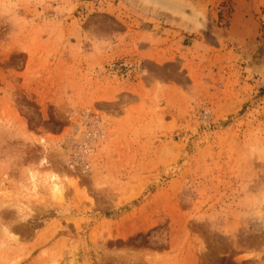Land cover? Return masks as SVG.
Wrapping results in <instances>:
<instances>
[{
  "label": "rangeland",
  "instance_id": "rangeland-1",
  "mask_svg": "<svg viewBox=\"0 0 264 264\" xmlns=\"http://www.w3.org/2000/svg\"><path fill=\"white\" fill-rule=\"evenodd\" d=\"M196 3L0 0V264H264V0Z\"/></svg>",
  "mask_w": 264,
  "mask_h": 264
},
{
  "label": "water",
  "instance_id": "water-1",
  "mask_svg": "<svg viewBox=\"0 0 264 264\" xmlns=\"http://www.w3.org/2000/svg\"><path fill=\"white\" fill-rule=\"evenodd\" d=\"M136 5L150 9L192 30L204 31L207 28V15L203 6L194 0H131ZM204 21L203 25L200 21Z\"/></svg>",
  "mask_w": 264,
  "mask_h": 264
},
{
  "label": "crops",
  "instance_id": "crops-1",
  "mask_svg": "<svg viewBox=\"0 0 264 264\" xmlns=\"http://www.w3.org/2000/svg\"><path fill=\"white\" fill-rule=\"evenodd\" d=\"M194 1L204 4V6L207 7L209 13L211 14V10L213 6H218L222 0H194ZM241 13H237L233 15L231 14V17H228L227 19L229 23V31H231L230 37L233 40H236L238 38H243L240 36V32L243 31L245 25L243 24V16L241 15ZM165 23L167 27L162 26L161 28H163L164 32L168 34L170 33L169 36L171 37L169 39L171 40V42L176 44L178 47H183L184 50L181 53L185 52V54L187 53L193 57L199 54V50H200L199 44L201 43V41H203L202 39H199V37L197 36H191L192 33L191 30H188L186 27L179 25L173 21L171 22L168 20ZM159 27L160 26L158 25L156 26V32L160 30ZM166 38H168V36L165 37V39Z\"/></svg>",
  "mask_w": 264,
  "mask_h": 264
},
{
  "label": "bare ground",
  "instance_id": "bare-ground-1",
  "mask_svg": "<svg viewBox=\"0 0 264 264\" xmlns=\"http://www.w3.org/2000/svg\"><path fill=\"white\" fill-rule=\"evenodd\" d=\"M203 22H204L203 20L200 21V24L203 25L204 24ZM192 31H198V30L193 29Z\"/></svg>",
  "mask_w": 264,
  "mask_h": 264
}]
</instances>
